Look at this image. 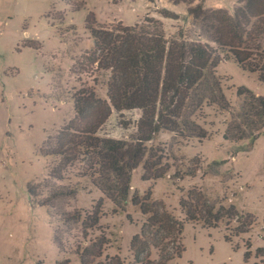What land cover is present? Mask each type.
<instances>
[{"label": "rangeland", "instance_id": "374dc122", "mask_svg": "<svg viewBox=\"0 0 264 264\" xmlns=\"http://www.w3.org/2000/svg\"><path fill=\"white\" fill-rule=\"evenodd\" d=\"M238 1L0 0V264H59L64 258L70 264H82L74 247L78 243L82 248L91 246L90 239L81 240L77 229L59 224V218L52 217L48 208L32 207L29 192L30 187H37L45 196L50 186L59 185L48 175L60 158L45 155V146L75 117L74 91L89 85L100 98H107L109 73L81 70L86 53L95 48L90 26L152 29V24L146 22L152 19L161 21L167 38L182 32L189 41L206 42L204 30L188 14V8L202 4L208 11L221 9L233 14ZM80 2L84 4L78 9L75 4ZM161 10L174 12L180 19L163 18ZM30 41L36 43L35 47L27 45ZM217 73L234 106L240 87L264 96V83L258 74L244 71L234 59L221 62ZM204 115L200 124L210 133L206 140L192 138L178 143L167 131L154 138L150 144L154 148L150 153L152 161L146 173L166 168L169 172L164 178L145 181L140 166L132 177L129 202L123 207L105 199L94 180L82 176L83 164L68 169V180L63 184L74 186L77 194L73 200L58 201V211H90L95 201L104 199L101 226L110 242L96 264L104 263L107 257L137 264L130 246L145 216L140 207L133 205V197H144L151 191L154 201L181 216L180 201L193 187L205 191L212 201L225 198L227 205L234 204L238 210L253 214L257 222L250 233L233 236L231 241L225 238L228 231L224 225L206 228L186 223L185 251L173 264H246L247 252V264H264V252L257 253L264 249V132L248 151L252 141L232 143L224 139L230 121L228 113L212 107ZM138 119L136 112L122 116L114 113L103 134L131 142ZM55 227L68 246L65 254L55 241Z\"/></svg>", "mask_w": 264, "mask_h": 264}, {"label": "trees", "instance_id": "16d2710c", "mask_svg": "<svg viewBox=\"0 0 264 264\" xmlns=\"http://www.w3.org/2000/svg\"><path fill=\"white\" fill-rule=\"evenodd\" d=\"M83 4L80 2L75 7L80 9ZM188 14L201 25L208 41H189L182 32L167 38L161 21L152 19L146 20L152 24V29L120 26L108 30L90 26L95 48L86 53L81 70L89 74L109 73L107 98H100L89 85L74 91L75 117L45 146V155L60 158L48 175L59 185L50 186L45 196L37 187L29 190L32 207L48 208L63 227L77 229L84 242L90 239L91 246L82 248L78 243L74 247L82 264L101 261L110 241L101 226L104 199L95 201L90 211L57 210L58 201L73 200L77 194L74 186L63 184L68 180L69 168L83 164L82 176L92 178L105 199L116 207H123L129 202L132 177L140 166H143L145 181L158 180L168 174L167 168L150 175L146 173L152 161L150 153L154 150L150 144L161 132L172 133L178 143L192 138L206 140L210 133L200 121L205 117V110L212 107L230 115L224 133L227 141H252L250 151L253 141L264 132V96L240 87L238 103L234 106L225 95L223 78L217 73L221 62L234 59L244 71L258 74L260 82L264 83V0H239L233 14L221 9L208 11L202 4L189 7ZM160 15L180 19L178 14L167 10H161ZM35 44L27 43L30 47ZM135 112L139 119L131 142L105 137L103 128L114 113L122 116ZM181 179L179 176L178 180ZM226 202L225 198L212 201L205 191L193 187L180 201L181 216H176L162 202L154 201L151 191L144 197H133V205L140 207L145 216L130 246L136 263L173 264L176 258L182 257L186 223L202 224L206 228L224 225L228 231L227 241L250 233L256 217ZM64 239L55 227V241L65 254L68 246ZM263 252L261 248L257 251ZM249 257L247 252L246 264ZM106 260L99 264H124L120 257ZM59 264H70V260L64 258Z\"/></svg>", "mask_w": 264, "mask_h": 264}]
</instances>
